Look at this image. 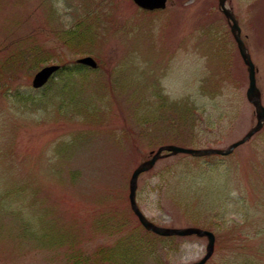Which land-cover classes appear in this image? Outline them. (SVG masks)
Instances as JSON below:
<instances>
[{
  "label": "rangeland",
  "instance_id": "rangeland-1",
  "mask_svg": "<svg viewBox=\"0 0 264 264\" xmlns=\"http://www.w3.org/2000/svg\"><path fill=\"white\" fill-rule=\"evenodd\" d=\"M217 0H0V264H190L207 239L158 237L129 179L157 149H225L256 122ZM264 106V0H227ZM86 56L95 68L77 67ZM57 66L40 89L43 67ZM144 216L214 235L205 264H264V125L225 157H164Z\"/></svg>",
  "mask_w": 264,
  "mask_h": 264
},
{
  "label": "water",
  "instance_id": "water-1",
  "mask_svg": "<svg viewBox=\"0 0 264 264\" xmlns=\"http://www.w3.org/2000/svg\"><path fill=\"white\" fill-rule=\"evenodd\" d=\"M135 5L138 7L152 11L156 9H163L165 7L166 0H132ZM226 0H218V7L221 10L222 14L225 16L227 23L230 27V32L237 44V49L239 51V55L246 66V71L248 75V88L246 90V98L247 101L254 107L255 115H256V123L255 125L247 131V133L237 142L229 145L225 149H188L182 148L174 145H165L156 150V152L147 160L141 163L134 171L132 172L129 179V194L128 200L130 204V209L133 214L138 219L139 223L143 226L146 231H149L153 234L162 237H170V236H178V237H187V236H196L199 238L205 237L207 239V245L205 248V255L196 262L190 264H205L208 259L211 257L214 250V235L206 230H202L199 228H182V229H171V228H163L156 226L146 219V217L140 212L136 201V188H137V178L140 174L150 170L154 163L159 158H164L168 156H174L177 154H187L193 157H204L210 155H229L232 151L245 143L250 137H252L256 132H258L264 123V108L261 105L260 101V92L256 88L255 85V67L251 60V57L248 53L247 48L244 46L241 38H240V28L238 27L237 20L235 19L232 12L225 7ZM90 58H81L77 61V63H82L89 65L91 68H95V62H91ZM58 69L57 66L46 67L39 72H37L31 82V86L34 89L41 88L49 79L50 75H52Z\"/></svg>",
  "mask_w": 264,
  "mask_h": 264
},
{
  "label": "bare ground",
  "instance_id": "bare-ground-1",
  "mask_svg": "<svg viewBox=\"0 0 264 264\" xmlns=\"http://www.w3.org/2000/svg\"><path fill=\"white\" fill-rule=\"evenodd\" d=\"M217 3H218V0H217ZM165 5H166V2H165ZM217 5H218V4H217ZM225 7L231 11V9L228 8V7L226 6V2H225ZM218 10L221 12V10L219 9V7H218ZM221 13H222V12H221ZM232 13H233V12H232ZM222 15H223V14H222ZM233 15H234V13H233ZM223 16H224V15H223ZM234 16H235V15H234ZM235 17H236V16H235ZM224 18H225V16H224ZM236 19H237V18H236ZM225 20H226V18H225ZM226 23H227V20H226ZM227 25H228V23H227ZM228 27H229V25H228ZM229 29H230V27H229ZM85 58H90V59H91L90 61H91L92 63L95 62V60H94L91 56H86ZM76 63H77V62H76ZM77 64H78V65H77L78 68H79V67H82V66H83V67H86V68H91V67H89V65H86V64H82V63H77ZM95 65H96V64H95ZM44 68H46V67L41 68V70L44 69ZM58 69H59V68H58ZM58 69H57V70H58ZM59 71H60V70H59ZM59 71H55L52 75H50L49 79H50L52 76H54L55 74L57 75V74L59 73ZM49 79H48V80H49ZM48 80H47V81H48ZM234 150H235V149H234ZM234 150H233V151H234ZM233 151H232V152H233ZM218 156H219V157H225L226 155H218ZM160 159H162V158H159L158 160H160ZM158 160H157V161H158ZM157 161H156V162H157ZM156 162L154 163V165L156 164ZM140 164H141V163H140ZM140 164H139V165H140ZM139 165H138V166H139ZM138 166H137V167H138ZM137 167H136V168H137ZM136 168H135V169H136Z\"/></svg>",
  "mask_w": 264,
  "mask_h": 264
}]
</instances>
